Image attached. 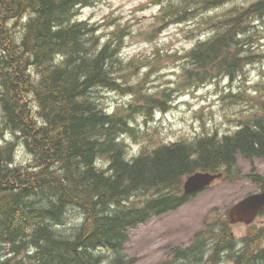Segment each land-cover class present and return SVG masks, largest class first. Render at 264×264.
Wrapping results in <instances>:
<instances>
[{"label":"trees","instance_id":"1","mask_svg":"<svg viewBox=\"0 0 264 264\" xmlns=\"http://www.w3.org/2000/svg\"><path fill=\"white\" fill-rule=\"evenodd\" d=\"M96 1L0 0V135L7 134L0 139V264H133L125 252L130 229L186 202L188 175L198 169L232 172L239 154L264 157V101L259 114L223 137L164 143L142 132L137 115L151 117L170 106L168 91L144 87L164 55L155 49L153 57L123 58L130 25L102 39L97 25L78 17ZM154 1L160 3L154 17L159 30L229 2ZM226 16L214 39L168 54L179 61L182 85L234 78L259 63L253 48L258 34L247 22L264 19V0L236 8L235 20L232 11ZM201 21L203 28L214 18ZM99 90L132 100L105 108ZM144 134L152 145L128 155L126 136ZM20 146L29 153V164L17 162ZM252 180L261 185L263 177ZM70 208L81 211V222L65 230ZM227 231L212 244L208 264L234 250ZM210 239L201 236L189 249H174L164 264H202ZM263 241L264 228L253 227L236 264H264Z\"/></svg>","mask_w":264,"mask_h":264},{"label":"rangeland","instance_id":"2","mask_svg":"<svg viewBox=\"0 0 264 264\" xmlns=\"http://www.w3.org/2000/svg\"><path fill=\"white\" fill-rule=\"evenodd\" d=\"M236 1L239 8L255 0ZM232 8L233 2L212 14L207 15L204 12L203 15L214 18L210 26L213 23L219 26ZM158 9L153 0H99L94 6L86 7L78 14L98 25L102 39L107 38L118 26L129 24L131 33L125 38L123 47L125 59L135 56L151 57L155 47L163 53V65L161 64L159 71L144 87L156 91L163 89L168 91L170 95L167 100L170 106L166 113L154 114V112L148 120L143 115L137 116V127H142L144 133H154L157 141L168 142L191 140L215 132L219 136L235 132L242 122L259 111L258 101L264 100V30L260 34V37H263L260 42L262 44L259 51L262 57L260 63L250 64L235 79L218 78L206 85L189 88L181 84L179 62L167 53H181L184 50H191L196 45L198 35L202 32L203 15L186 24H172L158 33L152 31L153 17ZM139 78L140 76L136 77ZM234 88L236 93L242 92L240 94L242 100L226 97L235 90ZM97 94L108 108H118L124 102L132 100L118 92L99 90ZM3 133L0 139L6 135L5 131ZM127 141L130 144L128 154H134L143 146L153 143L146 134L140 137L128 135ZM27 154V151L20 146L18 162L25 163L28 159ZM237 160L235 173L232 174L233 179L218 180L210 188L196 194L178 210L154 216L147 222L131 228L126 252L136 259L134 264L165 262L169 259V252L174 246H190L199 231L213 224L217 219L226 220V211L229 207L257 190L255 183L246 175L259 173L264 176V159L249 160L240 155ZM79 216L80 212L77 209L70 208L62 225L64 229L71 230L78 223ZM255 225L264 226V214L258 218ZM246 227L245 224H235L231 228L237 243H240L245 236ZM223 264H232V262L226 260Z\"/></svg>","mask_w":264,"mask_h":264},{"label":"water","instance_id":"3","mask_svg":"<svg viewBox=\"0 0 264 264\" xmlns=\"http://www.w3.org/2000/svg\"><path fill=\"white\" fill-rule=\"evenodd\" d=\"M220 175L210 172H197L188 177L185 182V192L193 193L210 185ZM264 209V190L253 194L239 204L235 205L228 213L232 222L245 221L251 223L256 215Z\"/></svg>","mask_w":264,"mask_h":264},{"label":"bare ground","instance_id":"4","mask_svg":"<svg viewBox=\"0 0 264 264\" xmlns=\"http://www.w3.org/2000/svg\"><path fill=\"white\" fill-rule=\"evenodd\" d=\"M172 7V6H171ZM166 9V8H165ZM28 14V13H27ZM26 20V19H25ZM23 22V21H22ZM164 25V24H163ZM171 26V25H170ZM170 26H168V27H170ZM116 27V26H115ZM154 28V27H153ZM191 32V31H190ZM151 33V32H150ZM146 35V34H145ZM152 36V35H151ZM264 36V35H263ZM99 37V36H98ZM112 37V36H111ZM152 38V37H151ZM117 39V38H116ZM109 41V40H108ZM200 43H202V42H200ZM264 44V43H263ZM249 47V46H248ZM199 48V47H198ZM193 50V49H192ZM249 50V49H248ZM175 52V51H174ZM250 53V52H249ZM152 54V53H151ZM157 55V54H156ZM89 57V56H88ZM192 59V58H191ZM142 60V59H141ZM190 60V59H189ZM179 62V61H178ZM138 64V63H137ZM112 65V64H111ZM163 65V64H162ZM137 66V65H136ZM139 66V65H138ZM141 66V65H140ZM132 67V66H131ZM159 67V66H158ZM127 68V67H126ZM134 68V67H133ZM117 69V68H116ZM260 71V70H259ZM106 74V73H105ZM129 78H131V77H129ZM183 78V77H182ZM194 78V77H193ZM123 80V79H122ZM188 82V81H187ZM183 83V82H182ZM189 84V83H188ZM193 85V84H192ZM197 85H199V83L197 84ZM135 86V85H134ZM134 88V87H133ZM185 90V89H184ZM104 93V92H103ZM164 93V92H163ZM250 93V92H249ZM164 96V95H163ZM243 96V95H242ZM254 96V95H253ZM248 97V96H247ZM141 98V97H140ZM162 98V97H161ZM166 98V97H165ZM160 101H162V99L160 100ZM236 101V100H235ZM119 102V101H118ZM125 103V102H124ZM132 104V103H131ZM166 105V104H165ZM150 107V106H149ZM104 108V107H103ZM101 109V108H100ZM125 110V109H124ZM121 111H122V109H121ZM117 112V111H116ZM262 112V111H261ZM121 113V112H120ZM249 116V115H248ZM129 119V118H128ZM135 121V120H134ZM110 123V122H109ZM135 123V122H134ZM139 124V123H138ZM126 128V127H125ZM211 128V127H210ZM4 130V129H3ZM149 130V129H148ZM129 131V130H128ZM206 132V131H205ZM215 132V131H214ZM229 134V133H228ZM9 135V134H8ZM148 135V134H147ZM201 137V136H200ZM7 139H9V138H7ZM11 140V139H10ZM115 140V139H114ZM134 140V139H133ZM2 142V141H1ZM144 147V146H143ZM140 149V148H139ZM18 154H19V149H18V152H17V158H18ZM29 154V153H28ZM135 154V153H134ZM83 167V166H82ZM235 173V172H234ZM237 176V175H236ZM221 182V181H220ZM217 183V182H216ZM248 192V191H247ZM227 193V192H226ZM138 194H139V192H138ZM229 195V194H228ZM136 196V195H135ZM139 196V195H138ZM142 196V195H141ZM148 198V197H147ZM226 198V197H225ZM140 199V198H139ZM138 203V202H137ZM84 214V213H83ZM159 218V217H158ZM130 233V232H129ZM226 238V237H225ZM195 251V250H194ZM198 254V253H197ZM199 264V263H198Z\"/></svg>","mask_w":264,"mask_h":264},{"label":"flooded vegetation","instance_id":"5","mask_svg":"<svg viewBox=\"0 0 264 264\" xmlns=\"http://www.w3.org/2000/svg\"><path fill=\"white\" fill-rule=\"evenodd\" d=\"M235 43H236V32H235Z\"/></svg>","mask_w":264,"mask_h":264}]
</instances>
